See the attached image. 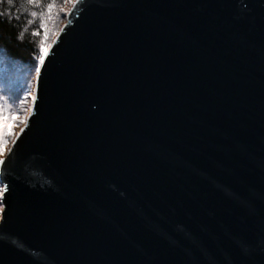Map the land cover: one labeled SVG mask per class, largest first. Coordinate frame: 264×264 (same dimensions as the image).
<instances>
[{
	"label": "water",
	"instance_id": "95a60500",
	"mask_svg": "<svg viewBox=\"0 0 264 264\" xmlns=\"http://www.w3.org/2000/svg\"><path fill=\"white\" fill-rule=\"evenodd\" d=\"M0 165V264H264V0H77Z\"/></svg>",
	"mask_w": 264,
	"mask_h": 264
},
{
	"label": "trees",
	"instance_id": "16d2710c",
	"mask_svg": "<svg viewBox=\"0 0 264 264\" xmlns=\"http://www.w3.org/2000/svg\"><path fill=\"white\" fill-rule=\"evenodd\" d=\"M66 1L38 0L28 3L27 0H12L9 3V0H0L1 79L11 82L9 72L12 63L22 71L36 67L43 39L47 38L54 21L60 20Z\"/></svg>",
	"mask_w": 264,
	"mask_h": 264
},
{
	"label": "rangeland",
	"instance_id": "374dc122",
	"mask_svg": "<svg viewBox=\"0 0 264 264\" xmlns=\"http://www.w3.org/2000/svg\"><path fill=\"white\" fill-rule=\"evenodd\" d=\"M77 0H67L61 9L60 20H55L51 30L48 32L47 38L43 39V47L49 51L60 31L67 21V16ZM2 58H0L1 64ZM10 65V80L0 78V110L5 117L8 118L7 129L8 135L5 137L6 144L3 147V158L5 159L10 152L15 140L26 125L29 118L36 93L37 76L36 67H30L26 71L19 69L16 64ZM20 71H19V70ZM7 79L8 76H7ZM31 95H28V94ZM23 101V103H22ZM0 189L3 186L0 183ZM3 195L0 196V221L2 218Z\"/></svg>",
	"mask_w": 264,
	"mask_h": 264
},
{
	"label": "snow or ice",
	"instance_id": "6c2138e0",
	"mask_svg": "<svg viewBox=\"0 0 264 264\" xmlns=\"http://www.w3.org/2000/svg\"><path fill=\"white\" fill-rule=\"evenodd\" d=\"M12 0H9V3H11ZM28 3H35L38 2V0H27ZM49 7H51V5H49ZM33 15H35V13H33ZM34 34H38V33H34ZM48 55L47 50L43 47V45H41L40 48V56H39V60L38 63L36 65V73L39 74L41 71L40 65H42L45 61V56ZM28 95H31L30 93ZM35 99V98H33ZM23 103V101H22ZM7 121L8 118L5 117L2 113V110H0V165H4L5 164V160L3 158V147L6 144V139L5 137L8 135V129H7ZM8 191V186L4 185L3 189H0V196L3 195L4 192Z\"/></svg>",
	"mask_w": 264,
	"mask_h": 264
}]
</instances>
